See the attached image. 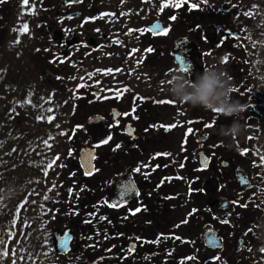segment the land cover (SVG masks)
Returning <instances> with one entry per match:
<instances>
[{"label": "flooded vegetation", "instance_id": "flooded-vegetation-1", "mask_svg": "<svg viewBox=\"0 0 264 264\" xmlns=\"http://www.w3.org/2000/svg\"><path fill=\"white\" fill-rule=\"evenodd\" d=\"M29 3L0 0V55L8 51L13 55L16 45H34L37 56L30 54L28 65L39 70L45 82L54 83L56 92L77 104L76 114L81 122L77 124V137L86 135L92 127L94 133L100 128V124L88 126L91 116L101 115L110 124L111 139L96 148V157L103 160L104 178L108 181L104 182L105 187L113 172L119 170L120 174L127 168L147 166L143 158H153V153L164 157V152L180 143L185 166H197V152L203 149L211 156L210 170L220 180V189L209 193L204 191L201 178L194 179L191 194L198 206L202 204V210L212 213L217 227L222 226L223 216L228 213L232 226L249 224L255 210L254 197L251 192L240 191L238 183L223 175L217 163L223 151H229V167L244 165L253 146L259 113L255 103L253 50L250 48L246 64L239 40L223 36L220 47L214 51L204 39L199 42L205 70L218 63L232 82V98L245 106L240 116L245 120L244 132L238 137L225 136L221 134L222 127L230 125L233 117L178 102L167 91L171 76L184 73L172 54L175 39L196 34L190 22V0H37L39 15L33 20L31 35L21 19L22 15L28 17L25 10ZM175 5H180L177 10ZM155 21L161 22L167 31H150ZM17 28L22 32L17 33ZM30 51L28 47L27 55ZM234 53L237 54L233 56ZM224 54L228 57L223 63ZM14 97L8 76L0 70V99L7 100L0 103H8ZM112 107L119 109L118 123L113 121ZM129 122L134 127L133 137L126 133ZM117 144L121 146L115 148ZM71 162L74 168L79 167L78 158ZM74 171L60 183V188L66 190ZM62 194L60 190L58 195ZM223 198L235 202L224 210ZM132 203L115 209L106 203L109 220L115 221L108 224L106 231L117 232L122 244L115 240L116 246L124 253L130 234L126 227L136 226L127 224V207H132ZM136 208L140 207L133 210ZM200 214L202 219L206 218Z\"/></svg>", "mask_w": 264, "mask_h": 264}, {"label": "rangeland", "instance_id": "rangeland-1", "mask_svg": "<svg viewBox=\"0 0 264 264\" xmlns=\"http://www.w3.org/2000/svg\"><path fill=\"white\" fill-rule=\"evenodd\" d=\"M204 1L208 2V4H213L214 7H227L228 3H232V0ZM226 1L231 2L223 5L222 3ZM239 2L241 3L240 5L230 9L229 21L232 13L239 11L240 16L235 19V23L241 21V24L237 29L241 28V31L246 34L244 36L249 37L253 29L252 18L249 19L251 12L252 15H257L254 21L256 29L264 26V0H239ZM33 6V3L30 2L29 8H33ZM26 8L29 10L28 6ZM24 47L30 48V46ZM14 50L15 58L18 57V50ZM9 52H7L9 57H12ZM6 64L9 70L6 75H9V77L13 76L15 82L31 84L30 75L22 78L27 71L23 65L13 64V61ZM36 93L39 95L33 97V101L39 98L42 99L46 91L33 92L28 99ZM25 100L27 99L25 98ZM28 101L31 105V101ZM29 104L25 107V111L30 112L29 118L24 120L25 127L21 124L19 117H14L13 121L15 122H12V127L15 131L3 120L8 110L15 109V105L12 106L10 104L5 112L0 109V264H62V260L54 256V251L50 248L52 245L50 227L53 223L50 220L53 217L52 208L54 205L52 200L54 191L53 180L57 175L63 177L60 172L62 156L60 158L56 157L50 167L47 168L46 164L40 160L42 159L41 155L53 154V148L62 147V144H70L74 138L72 140L67 139L68 132L67 134L63 132V129L67 126V120L61 119L52 122L53 118L52 121L47 120L48 118L40 120V123L47 127V131L41 132L40 135H32L35 129L32 128V125L29 126L27 122H38L34 116L37 114V109H33V105L30 106ZM69 123H71V120H69ZM54 126L57 128L51 130ZM31 137L33 140L30 139ZM70 148H73V146H70ZM75 148L74 146L73 150ZM71 152L74 153L73 151ZM255 156V161H258L264 156V151H257ZM257 170L258 172L260 171L259 169ZM43 175H47V179L44 180ZM261 183L264 189V181L262 179ZM75 206H77L76 202ZM56 218L58 227H62L61 214L57 215ZM226 235L229 238V233ZM249 238L250 240L252 239L254 245L257 242L259 243H257L258 248H252L251 253L255 251V255H260V264H264V225L260 223L258 227H254V230L250 232ZM157 246H159V249L162 247L161 244ZM181 258L182 254L179 252L178 259L180 260ZM179 260H176L175 264H180Z\"/></svg>", "mask_w": 264, "mask_h": 264}, {"label": "clouds", "instance_id": "clouds-1", "mask_svg": "<svg viewBox=\"0 0 264 264\" xmlns=\"http://www.w3.org/2000/svg\"><path fill=\"white\" fill-rule=\"evenodd\" d=\"M231 88L228 74L217 63L198 73L194 80L184 73L173 74L167 91L178 102L205 110L219 109L233 117L230 125L222 127L221 134L238 137L244 132L240 116L245 106L238 99L232 98Z\"/></svg>", "mask_w": 264, "mask_h": 264}, {"label": "snow or ice", "instance_id": "snow-or-ice-1", "mask_svg": "<svg viewBox=\"0 0 264 264\" xmlns=\"http://www.w3.org/2000/svg\"><path fill=\"white\" fill-rule=\"evenodd\" d=\"M175 6H176V7H179L180 5H175ZM191 8L195 9V8H197V5H196V4H192V5H191ZM172 18L174 19V17H172ZM24 27H25V30H26V29H27V25H25ZM158 30H159V31H164V32L167 31V29H160L159 24H157V25L155 26V28L150 29V31H152V32H157ZM147 51H152V49H148ZM225 61H227V60H225ZM182 71H183L184 73H188V72H189V69H188L187 67H185V68L182 69ZM198 73H199V72H194V73H192V76H193V77H196V75H197ZM160 103H165V101H160ZM168 103H171V101H168ZM213 111H214L215 113L223 114V112H222L221 110H219V109H213ZM125 115H127V113H125ZM51 119H52V117H49V120H51ZM211 126H212V125H206V127H211ZM78 127H79V126H78ZM110 139H111V137L109 136V137H107L106 139L100 141L99 143H100V144L107 143ZM98 146H99V145H98ZM120 146H121V145L117 144V145L115 146V148H119ZM80 159H81V166L87 168L88 165L90 164V162H91L92 160L95 159V156H94L92 153H82ZM134 171H139V168L134 169ZM92 174H93V172H92L91 169H88V170H86V171L84 172V175H85V176H89V175H92ZM70 191H71V190H70ZM132 193H135V195H139L138 191L135 190V188H134L133 186L125 185V186L122 188V191L120 192V196H121V198H125V197H127L128 195H130V194H132ZM123 202H126V200L123 201ZM110 206H111V207H119V206H121V205H120L119 203H117V204H112V205H110ZM140 210H141L140 208H136L135 210H130V211H133V214H134V212H138V211H140ZM102 219H103V217H102ZM223 223H228V221H223ZM137 239H140V238H137ZM90 246H91V245H90Z\"/></svg>", "mask_w": 264, "mask_h": 264}, {"label": "water", "instance_id": "water-1", "mask_svg": "<svg viewBox=\"0 0 264 264\" xmlns=\"http://www.w3.org/2000/svg\"><path fill=\"white\" fill-rule=\"evenodd\" d=\"M191 57H190V74L192 77V80L195 79V77L192 76V73L194 72H202V65L200 64L198 60V54L196 46L191 43ZM72 239V235L69 234V230L65 231L63 234H60L58 231L54 233V243L56 246V249L59 253H66L70 249V242Z\"/></svg>", "mask_w": 264, "mask_h": 264}, {"label": "trees", "instance_id": "trees-1", "mask_svg": "<svg viewBox=\"0 0 264 264\" xmlns=\"http://www.w3.org/2000/svg\"><path fill=\"white\" fill-rule=\"evenodd\" d=\"M229 261H230L231 263H234V259L231 258V257H230Z\"/></svg>", "mask_w": 264, "mask_h": 264}]
</instances>
